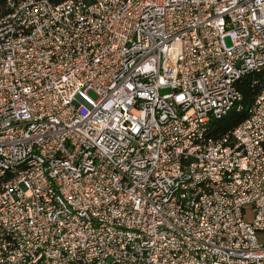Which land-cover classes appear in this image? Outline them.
<instances>
[{"label":"built area","instance_id":"built-area-1","mask_svg":"<svg viewBox=\"0 0 264 264\" xmlns=\"http://www.w3.org/2000/svg\"><path fill=\"white\" fill-rule=\"evenodd\" d=\"M263 72L264 0H8L0 264H264Z\"/></svg>","mask_w":264,"mask_h":264},{"label":"trees","instance_id":"trees-1","mask_svg":"<svg viewBox=\"0 0 264 264\" xmlns=\"http://www.w3.org/2000/svg\"><path fill=\"white\" fill-rule=\"evenodd\" d=\"M53 4H60L66 0H49ZM8 0H0V17L7 13ZM264 88V72L250 76L238 85V89L243 96L242 110H234L221 120L216 121L213 124L212 135L220 139L229 134L243 122H245L249 116V110L255 104L256 99Z\"/></svg>","mask_w":264,"mask_h":264},{"label":"rangeland","instance_id":"rangeland-1","mask_svg":"<svg viewBox=\"0 0 264 264\" xmlns=\"http://www.w3.org/2000/svg\"><path fill=\"white\" fill-rule=\"evenodd\" d=\"M227 43L230 44V40L229 39H227ZM163 93H168V91L163 92ZM91 96L94 97V98H96V96L93 93H91Z\"/></svg>","mask_w":264,"mask_h":264}]
</instances>
